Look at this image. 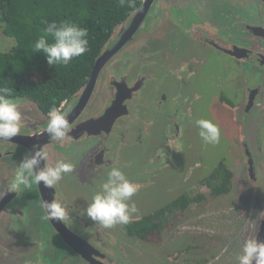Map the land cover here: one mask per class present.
<instances>
[{
	"label": "flooded vegetation",
	"instance_id": "1",
	"mask_svg": "<svg viewBox=\"0 0 264 264\" xmlns=\"http://www.w3.org/2000/svg\"><path fill=\"white\" fill-rule=\"evenodd\" d=\"M178 1L156 0V12L158 7L159 12L162 9L169 11ZM248 8L247 14L232 18L229 26L212 18L214 14L211 13L204 18V23L197 24L200 31L191 28L194 37H200L199 40L218 52L234 57L253 77L260 75L259 83L247 87L242 102L231 105H239L248 119H252V114L256 121L252 125L256 133L253 141L243 138L241 156L232 155L239 160L240 167L244 165V175L240 178L238 169L230 166L232 157L224 158L201 176L203 179L195 188L189 186L190 174H187L185 182L177 187L181 192L177 197L156 209L141 205L143 191L156 180V166H170L169 160L175 149H182L185 123L190 115L187 105L190 100L182 90L193 71L187 58L170 62L169 53H164L165 57L159 56V47L149 54L130 52L127 45L133 36L103 65L86 102L80 104L84 88L59 108L71 126L64 140L57 141L46 134L48 115L34 103L19 102L22 113L20 135L10 141L0 140V160L19 154V161H0V192L7 191L17 165L31 154L34 145L47 154L46 164L54 166L62 160L73 164L74 169L53 188L33 185L19 194L8 192L0 198V264H63L67 255H76L87 264H154L152 254H155L156 264H208L217 257L215 254L212 258L215 251L208 243L213 242V234H217L212 226L218 225L201 223L194 226L200 229L195 234L180 232V225L187 219L201 220L202 215L192 217L190 209L202 208L205 199L218 203L225 201L227 208L221 203L213 207L214 211L227 209L232 212L240 206L248 214L252 211L251 228L246 234L240 229L238 237H234L241 243L249 238H259L264 223V78L261 77L263 72H259L264 70V0H254ZM196 9L200 13L202 8ZM131 20L107 44L105 51L116 46ZM167 20L164 17V21ZM163 23L159 21L160 25ZM230 99L225 93L220 96V101L227 105ZM258 137L261 138L257 141L255 138ZM13 142L19 146L10 150L8 147ZM112 167L120 168L128 180L139 186L137 211L154 209L145 215L132 216L127 225L105 229L83 212L94 194L101 190ZM234 189L239 194L237 207L236 201L232 202L230 198ZM71 193L83 197L84 203L75 204ZM44 201L61 203L70 216L63 221L43 219L45 212L41 204ZM132 202L133 197L129 203ZM150 214L153 218L147 220V227L156 228L157 225V228L146 238L130 234L129 226L137 227V222ZM114 232L127 240H119ZM179 236L180 240H177ZM153 237H161L153 245L154 253L135 247L152 241ZM261 240L264 241V237ZM65 245L67 253L62 251L57 255L60 246ZM190 256L193 259H189Z\"/></svg>",
	"mask_w": 264,
	"mask_h": 264
},
{
	"label": "rangeland",
	"instance_id": "2",
	"mask_svg": "<svg viewBox=\"0 0 264 264\" xmlns=\"http://www.w3.org/2000/svg\"><path fill=\"white\" fill-rule=\"evenodd\" d=\"M253 2L254 0H179L173 3L174 6H171L169 11L162 9L159 12L160 7H158L156 12L155 1L142 27L128 43L127 48L131 50L130 52H137L136 55L138 53L149 54V52H155L159 47L158 55L165 57L164 53H169L171 58L166 59L170 62H176V58L178 61L187 58L193 71L189 78V83L184 85L182 90L183 94L188 96L190 100L187 103L190 115L185 123L186 127L181 141L182 149L180 151L175 149V154L172 153L174 156L169 160L170 166L165 164L156 166V180L143 191L144 195L141 205L147 207L155 206L156 209L161 204L177 197L181 193L177 187L185 182L187 174H190L189 186L195 188V185L203 179L201 176L214 167L218 161L224 158L230 159L234 153L241 156L243 138L249 142L253 141L256 135L252 126L256 122L253 119V115L250 114L252 119H248L245 115L246 113L243 112L244 110L239 105L236 107L231 105L233 102H242L247 87L259 83L260 75L253 77L246 68L244 69V66L236 62L234 57L218 52L199 40L200 37H194L195 35L191 33V28L200 31L197 24L204 23V18L211 13L214 14L213 17L211 16L212 18H217L224 26H229V23L233 22L232 18L238 19L239 14H241L240 16L243 13L247 14L250 11L248 7ZM197 7L202 8L200 13L197 11ZM233 14L235 15L234 17H232ZM158 15L159 18L157 19ZM164 17L168 20L164 21ZM159 21L164 23L160 25ZM126 24L118 28L114 37L119 35L120 30ZM13 40V38L4 33V25L0 20V52L12 48H9L8 45ZM247 65L253 66V64ZM248 66L245 65V67L250 69ZM259 72H263L261 77L264 78V70L260 69ZM99 89H101V86H99ZM222 93L227 94L231 98L229 105L220 101ZM12 99L18 102L26 100L23 98ZM198 119H208L219 126L221 139L218 144H207L202 141L198 135L199 129L196 125ZM260 124L258 123V125ZM260 138L255 139L258 141ZM18 146L19 144L17 145V143L13 142L8 148L11 150L16 149ZM18 156L19 154L11 155L10 157L4 156L0 161L4 159H7V161L12 159L19 161ZM231 161L232 164L230 166L239 170H237V175L241 178L244 175V165L240 167L237 163L239 162L237 158L232 157ZM232 192L230 198L232 202L236 201L234 204L237 207L239 194L236 193L235 189ZM72 197L75 204L82 205L84 203L83 197L80 198L77 193H71ZM133 198L135 205H137L138 194H135ZM204 202L201 205L203 206L202 208L195 206L190 209L192 217L202 215L201 220L187 219L186 223L180 225V232L192 231V234H195L200 229L194 226L201 223L218 225L219 227L212 226L214 228L213 231L217 234H213V242L208 243L211 249L215 251L212 258L215 257V254L217 257L209 261L208 264H238L237 256L240 254L243 242L235 240L234 236L238 237L240 229L242 233L246 234L248 229L251 228L252 211L249 210L248 214L240 206L232 212L227 209L219 212L214 211L213 207L221 203L225 205V201L222 200V202L218 203L215 200L205 199ZM223 208H227V204ZM153 209H141L143 210L142 212L139 210L132 216H141L143 213L145 215ZM211 214L213 216H210ZM224 216L227 219H224ZM232 216L237 217L234 218ZM114 230L119 231L118 228H114ZM234 231H237L235 235H233ZM114 235L123 242L127 240L124 236H118V233ZM159 239L161 240V237ZM159 239L153 237L152 241L146 244L143 243V245H136L135 247L144 252L154 253L153 250L155 251V248L153 245ZM177 240H180V236L177 237ZM131 244L135 243L132 242ZM65 248L66 245L64 247L60 246L57 255H61L62 251L67 253ZM73 256H64L63 264H87L82 258L76 255ZM152 256V263L156 264L154 261L155 254H152ZM191 258L193 259V256H190L189 259Z\"/></svg>",
	"mask_w": 264,
	"mask_h": 264
},
{
	"label": "trees",
	"instance_id": "3",
	"mask_svg": "<svg viewBox=\"0 0 264 264\" xmlns=\"http://www.w3.org/2000/svg\"><path fill=\"white\" fill-rule=\"evenodd\" d=\"M0 0V20L4 33L15 40V46L0 52V86L13 89L11 98L34 103L43 113L58 109L76 97L88 83L96 60L105 51L118 28L128 23L142 0ZM42 21H68L88 29V51L73 58L68 65L49 66L42 53L32 51L34 42L46 35ZM51 43V36H47ZM230 173L228 172V176ZM156 216L158 213H155ZM145 217L130 234L146 238L155 227H147Z\"/></svg>",
	"mask_w": 264,
	"mask_h": 264
},
{
	"label": "clouds",
	"instance_id": "4",
	"mask_svg": "<svg viewBox=\"0 0 264 264\" xmlns=\"http://www.w3.org/2000/svg\"><path fill=\"white\" fill-rule=\"evenodd\" d=\"M126 0H120L121 6ZM129 6H133L128 0ZM44 29L46 35L40 36L32 47V51L42 53L49 66L59 64L68 65L75 57H80L88 51V29L82 28L68 21L47 22ZM47 36H51L50 43ZM15 41H10L8 47H14ZM13 89L0 86V140L10 141L20 135L22 113L19 102L12 99ZM46 134L54 140L62 141L70 131V124L64 112L52 107L48 112ZM196 125L198 135L204 143L218 144L221 139L219 126L208 119H198ZM47 154L35 145L30 155H26L17 165L16 171L8 183L7 191L0 192L2 198L8 192L19 194L22 190L31 189L33 185L53 188L62 180L65 174L71 173L74 165L64 161H57L54 166L45 163ZM43 162V166H42ZM139 190V186L127 179L122 170L112 167L101 190L94 194L91 203L87 204L83 215L99 226L110 229L116 225H127L132 215L137 212L134 202L129 203ZM45 220L63 221L70 216L68 210L59 202L44 201ZM79 215V214H78ZM238 264H264V241L255 238L243 242Z\"/></svg>",
	"mask_w": 264,
	"mask_h": 264
},
{
	"label": "water",
	"instance_id": "5",
	"mask_svg": "<svg viewBox=\"0 0 264 264\" xmlns=\"http://www.w3.org/2000/svg\"><path fill=\"white\" fill-rule=\"evenodd\" d=\"M156 0H142V4L139 7V9L137 10V12L134 14V16L132 17V20L129 24V26L127 27V29L123 32V34L121 35L120 40L118 41V43L116 44V46L111 49V50H107L104 51L96 60V64L94 66V69L92 71V74L90 76V79L88 81V83L86 84L85 90L83 91V95H82V100L80 104H83L84 102L87 101V99L90 97L93 88H94V84L96 82V79L98 77V74L101 70V68L103 67V65L111 58V56H113L123 45H125V43L131 39V37H133L137 31L139 30V28L141 27L142 23L144 22V20L146 19L147 15L149 14L154 2ZM112 110V109H110ZM109 110V111H110ZM264 237V223H263V233H261L259 235L258 240H261V238ZM263 241V240H261ZM91 260V259H89ZM93 261V260H91ZM92 263V262H91ZM94 264V263H92Z\"/></svg>",
	"mask_w": 264,
	"mask_h": 264
}]
</instances>
